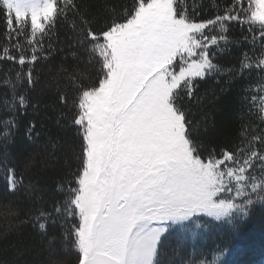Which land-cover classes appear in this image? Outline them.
Wrapping results in <instances>:
<instances>
[{
	"label": "snow or ice",
	"instance_id": "1",
	"mask_svg": "<svg viewBox=\"0 0 264 264\" xmlns=\"http://www.w3.org/2000/svg\"><path fill=\"white\" fill-rule=\"evenodd\" d=\"M2 6L7 43L0 61L20 66L12 85L13 126L16 105L37 108L29 91L40 81L36 65L52 50L45 37L50 40L59 24L71 20L75 31L79 21L83 38H75L77 45L91 44L89 51L98 49L102 58L90 83L69 77L78 94L71 123L81 143L72 179L56 182L64 199L30 217L45 233L60 224L78 251L74 264H163L161 248L173 226L203 215L227 222L236 233L251 208L264 203V128L245 148L206 147L186 102L199 101L198 81L213 75L235 70L237 77L253 71L264 77V0H225L208 18L187 0H132L119 10L105 5L103 19L91 13L87 0H2ZM236 26L239 38L230 34ZM243 41L253 47L241 52L238 69L217 62L230 43ZM20 85L24 90L16 93ZM59 99L69 104L66 92ZM260 99L264 103V95ZM35 129L29 121L28 139L38 137ZM30 160L24 158L25 167ZM4 169L0 194L34 189L15 165L5 162ZM55 240L47 241L50 248ZM226 251L191 264H220Z\"/></svg>",
	"mask_w": 264,
	"mask_h": 264
},
{
	"label": "trees",
	"instance_id": "2",
	"mask_svg": "<svg viewBox=\"0 0 264 264\" xmlns=\"http://www.w3.org/2000/svg\"><path fill=\"white\" fill-rule=\"evenodd\" d=\"M224 2L187 0L188 5L197 6L196 11L203 18L212 17ZM87 3L91 6V13L103 19L105 5L119 10L120 5H130L132 0H87ZM72 23L70 20L59 24L50 34V40L45 37V48L50 42L52 50L50 55L46 53V60L36 65L40 81L29 91L31 103L37 108L34 112L31 106L19 109L16 105L20 113L18 126L11 123L16 100L12 85L16 83V72L20 66L0 61V193H3L7 183L5 162L9 166L15 165L23 173L26 184L31 181L34 185V189L27 192L0 194V264H74L79 255L74 241L64 235L60 224L49 225L45 233L34 226L37 221L30 220L40 210L51 211L54 203L64 199L63 193L56 190V182L62 177L72 179L69 173L74 172L78 164L75 156L80 153V130L71 123L78 111L72 101L78 94L74 92L75 86L69 77H79L77 84L90 83L96 78L102 59L98 49L89 51L91 44L77 45L75 38H83V34L79 21L75 22V31ZM230 34L239 38V26L234 27ZM19 40L28 46L24 37H19ZM6 43L5 28L0 19V47ZM252 47L248 41L230 43L226 51L218 54L217 62L225 68L235 66L238 69L241 52ZM230 77H237V72L233 70L198 81L197 95L201 99L186 101L190 109L189 118L193 124L199 125L197 132L206 147L217 150L234 145L245 148L252 134L258 128H264V103L260 99L264 95L261 92L264 77L253 71L229 83ZM24 87L20 85L15 92H22ZM61 92L67 93L69 104L60 102ZM206 116L207 131L204 130ZM29 121L36 124L35 131L39 134L31 140L25 133ZM9 129L11 135H7ZM25 157H31L27 167L22 162ZM37 196L42 198L38 200ZM52 236L56 240L50 248L47 241ZM224 247L227 251L220 257V264H264V203H257L251 208L236 233L227 222L203 215L199 221L193 218L173 226L161 248L160 259L163 264H191L200 260L211 262Z\"/></svg>",
	"mask_w": 264,
	"mask_h": 264
},
{
	"label": "rangeland",
	"instance_id": "3",
	"mask_svg": "<svg viewBox=\"0 0 264 264\" xmlns=\"http://www.w3.org/2000/svg\"><path fill=\"white\" fill-rule=\"evenodd\" d=\"M1 2H2V0H1Z\"/></svg>",
	"mask_w": 264,
	"mask_h": 264
}]
</instances>
